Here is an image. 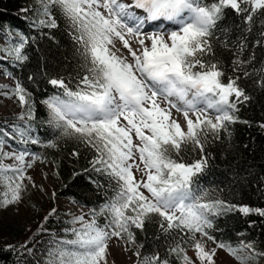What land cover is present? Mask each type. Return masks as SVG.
Wrapping results in <instances>:
<instances>
[{"label": "snow or ice", "instance_id": "snow-or-ice-1", "mask_svg": "<svg viewBox=\"0 0 264 264\" xmlns=\"http://www.w3.org/2000/svg\"><path fill=\"white\" fill-rule=\"evenodd\" d=\"M37 4L21 9L39 17L25 16L29 27L56 29L53 12L59 11L80 69L75 76L47 80L55 91L40 101L48 112L46 123L58 131L57 140L74 139L94 152L84 171L97 174L89 176V182L106 194L104 202L88 213L72 215L63 235L51 233L44 264H108L110 240L135 245L134 229L143 231L151 222L174 242L163 257L156 252L140 258V252H134L139 264H170L173 256L180 264H215L217 249L238 264L264 258L252 241L233 245L209 231L216 217L235 211L264 217V209L208 200L207 191L198 184L208 167L206 147L219 140L221 132L230 135L238 105L250 100L238 82L252 75L244 65L255 56L245 60L241 54L248 46L246 33H252L264 17V0H37ZM227 10L238 23L226 22ZM259 23L257 45L264 42V19ZM233 33H238L235 40ZM0 34L4 39L0 61L16 67L28 60L24 50L35 43L34 36L7 26H0ZM117 40L127 56L117 54ZM217 46L235 48L232 76L226 77ZM0 71L15 81V87L0 86V95L15 96L23 109L16 117L22 124L0 126V208H6L22 202L28 187L25 179L36 186L26 172L44 158L29 145L56 148L57 143L42 141L31 123L33 94L5 64L0 63ZM254 71L264 87V67ZM173 110L183 117V126ZM260 127L264 129V124ZM9 141L16 147L4 151L5 145L12 147ZM191 153L198 156L186 160ZM5 159L13 163L5 164ZM56 213L52 208L29 240L5 244L2 250L17 253L18 261L20 256L33 255L29 244L48 232L45 224ZM205 240L216 247L206 249ZM185 245L194 249L195 260L187 255Z\"/></svg>", "mask_w": 264, "mask_h": 264}, {"label": "trees", "instance_id": "trees-1", "mask_svg": "<svg viewBox=\"0 0 264 264\" xmlns=\"http://www.w3.org/2000/svg\"><path fill=\"white\" fill-rule=\"evenodd\" d=\"M37 6V0H0V26L18 28L25 35L36 38L35 43L30 42L24 50L28 60L23 64L13 67L8 61H0V63L5 64L13 76L33 94L35 119L31 123L36 128L39 138L44 142L56 140V148L29 145L32 152L39 153L44 158L37 162L46 161L53 167L52 173L56 185L52 193H56V198H52V193L43 199L31 198L24 206V211L21 210L19 214L15 212L12 215L5 208H0V264H44L49 241L52 239L51 233L63 235L62 229L70 227L66 223L71 219L70 214L58 207L56 200L70 201L82 206L88 213L90 208L103 203L106 195L89 182L88 177H96L97 174L84 171L89 168V161L94 152L74 139L57 140L58 131L46 123L48 112L40 101L55 91L47 80L58 75L75 76L80 69L78 68L79 58L74 51L67 24L59 11L54 10L53 12L58 23L56 29L29 27L24 17L27 16L29 19L39 17L33 11L23 13L21 9ZM259 19H264V17ZM259 19L252 33H246L248 46L241 54V59L245 60L252 55L255 56L250 65H244V68L252 75L248 78L242 77L238 82L250 96V100L238 105L239 110L236 112L238 120L229 125L230 135L221 132V138L211 141L206 147V154H209L208 167L199 176L198 184L207 191L206 199L208 200L219 199L232 205L264 209V129L260 127L264 124V87L257 83L259 76L254 71L264 67V42L260 45L256 44V41L260 39ZM226 22L232 24L239 21L231 10H227ZM237 35L238 33H233L232 39L235 40ZM0 39L4 44L2 34H0ZM234 52V47L227 50L217 46V54L226 77L233 75L232 61L236 58ZM29 76L33 77L32 81L28 79ZM226 77L225 82H227ZM10 79L15 87V81ZM21 111H23L22 108ZM18 115L0 117V126L22 124V121L16 119ZM9 144L12 147L5 145L4 149L13 150V147H16L12 141H9ZM73 151L78 152L79 155L73 156ZM194 156H198V153L186 155L185 159L190 161ZM74 173L80 174L74 176ZM100 179L103 180V178ZM2 190L0 188V191ZM107 195H112L111 191H108ZM52 208H56L57 213L45 224L48 232L34 237L29 244V247H34L33 255L20 256L18 261L17 253L2 250L5 244L19 245L33 237L38 225L44 222V217ZM99 222L103 223V219L100 218ZM209 231L217 240H225L233 245L240 240L252 241L256 249L264 252V217L255 213L245 216L235 211L221 215L214 218V228ZM134 232L135 246L141 254L140 258L156 252L163 257L167 254L168 247L174 242L172 236L162 233L155 222L146 223L143 231L134 229ZM240 233L243 235H239ZM197 236L200 235L197 234ZM209 242L216 246L212 241ZM139 245L143 247L140 248ZM184 247L186 252L192 249L189 245ZM240 254L245 255L246 253ZM252 262L253 264H264V258L250 261L249 264ZM170 264H180V261L173 256L170 257Z\"/></svg>", "mask_w": 264, "mask_h": 264}, {"label": "rangeland", "instance_id": "rangeland-1", "mask_svg": "<svg viewBox=\"0 0 264 264\" xmlns=\"http://www.w3.org/2000/svg\"><path fill=\"white\" fill-rule=\"evenodd\" d=\"M103 11V9H101ZM0 44H2L0 39ZM121 42L116 41V49H119L120 51L117 52L118 55L123 54V51L127 53L126 50H124L121 47ZM133 47H136L135 43L133 42ZM114 49V50H116ZM3 53L0 52V56H2ZM131 59V58H129ZM8 85L13 87L12 82L10 79L5 78L2 76L0 71V86ZM21 107L19 105V101L15 96H12L11 98L0 95V117H6L9 115H15L20 114ZM173 116L177 117L181 123V125H184L183 117L176 113L175 110H173ZM4 151H12L8 148H5ZM4 163L12 164L13 161L9 159H5ZM53 167L48 162H35L33 164V167L30 169H27L26 175L31 177V181H34L35 187L32 186V183L25 179L24 183L28 186L27 189L22 193V202L19 204L9 205V208H5L7 212H10L12 215L16 212V214H19L21 210L24 211V206L26 205L27 201L31 198L37 199H43L50 195L52 193L54 187H55V180L53 178L52 173ZM56 204L58 207H61L65 211H67L70 216L72 215H81L82 213H87V210L81 206H78L70 201H67L65 199H58L56 200ZM88 218L87 216L85 217ZM79 227V225H78ZM197 239H200V236H196ZM206 249L215 248L213 244H211L209 241H204ZM137 251V248L135 245H129L126 244L124 239H117L113 238L109 241V251L107 255V262L108 264H139V259L136 255H134V252ZM187 255L195 260V251L194 249H190L187 252ZM215 264H238V262L230 256L227 252H225L222 249H217V254L215 256ZM253 264V262L251 263Z\"/></svg>", "mask_w": 264, "mask_h": 264}]
</instances>
